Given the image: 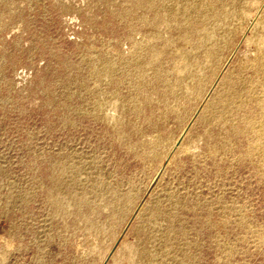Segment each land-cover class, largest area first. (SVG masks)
I'll return each mask as SVG.
<instances>
[{"label": "rangeland", "instance_id": "374dc122", "mask_svg": "<svg viewBox=\"0 0 264 264\" xmlns=\"http://www.w3.org/2000/svg\"><path fill=\"white\" fill-rule=\"evenodd\" d=\"M257 55L264 0H0V264H264Z\"/></svg>", "mask_w": 264, "mask_h": 264}, {"label": "bare ground", "instance_id": "6f19581e", "mask_svg": "<svg viewBox=\"0 0 264 264\" xmlns=\"http://www.w3.org/2000/svg\"><path fill=\"white\" fill-rule=\"evenodd\" d=\"M202 6H204L205 8L206 7L209 8V6L207 5V3L206 4H203ZM217 18H218V14L215 13V14H211L210 17H200V19H199L200 25L198 27V31H199L200 39H199V42H198L196 48L199 49V50H201V53L205 56L206 61L208 62V64H210V66L215 65V64H218L223 59V57H224L223 56V51L226 49L227 44L229 43V41H230V39L232 37V36H229L227 34H226L227 36L226 35H218V34H215L216 36H214V40L212 41V43L210 45H207V44L204 43V38H205L206 33L208 31L211 32V33H214V31L211 30V29H212V24H213L214 20H216ZM242 18H243L242 15H236L235 18H234V16L232 17L231 26H230V28L228 27L229 29L227 30V32L229 34H232V31H236L237 29H239V27L241 25ZM230 51H231V49H230ZM182 57H183L185 63H187V64L191 60V58H190L191 56L189 55V53L188 54L187 53H184L182 55ZM253 62L255 64L256 68H258L259 70H263L264 69L263 64L261 63V56L260 55H257L252 60V63ZM262 98L264 100V94H263V97ZM224 100L227 101V102L229 101V98L227 97V94L224 95ZM258 123H263L264 124V114L261 115V118L258 121ZM262 145H264V144H262ZM262 149L264 151V146H263Z\"/></svg>", "mask_w": 264, "mask_h": 264}]
</instances>
